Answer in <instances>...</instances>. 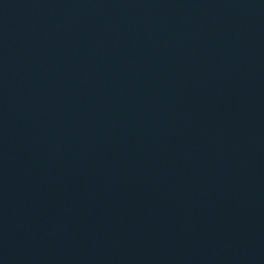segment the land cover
<instances>
[{
	"label": "water",
	"instance_id": "water-1",
	"mask_svg": "<svg viewBox=\"0 0 264 264\" xmlns=\"http://www.w3.org/2000/svg\"><path fill=\"white\" fill-rule=\"evenodd\" d=\"M0 264H264V0H0Z\"/></svg>",
	"mask_w": 264,
	"mask_h": 264
}]
</instances>
